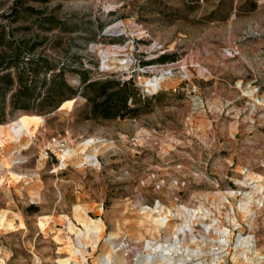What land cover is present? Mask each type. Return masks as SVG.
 I'll use <instances>...</instances> for the list:
<instances>
[{"label": "rangeland", "instance_id": "obj_1", "mask_svg": "<svg viewBox=\"0 0 264 264\" xmlns=\"http://www.w3.org/2000/svg\"><path fill=\"white\" fill-rule=\"evenodd\" d=\"M34 59L70 91L28 72L35 101L13 108ZM4 73L0 264H166L146 244L172 243L183 209L172 264H264V0H0ZM83 77L147 104L104 119Z\"/></svg>", "mask_w": 264, "mask_h": 264}, {"label": "trees", "instance_id": "obj_2", "mask_svg": "<svg viewBox=\"0 0 264 264\" xmlns=\"http://www.w3.org/2000/svg\"><path fill=\"white\" fill-rule=\"evenodd\" d=\"M47 1V0H45ZM45 24L52 27H58L59 24L53 19H47L40 23V28H43ZM164 59V58H163ZM38 59H34L30 64V67L17 71L14 77L17 78L18 89L15 95H18L20 101H11L12 107L16 109H23L24 111L31 109V103L35 101L34 88L32 82L28 81L26 73H37L43 71L50 74L49 80H45L48 83L46 91V97L57 98L59 92L63 89L70 91L68 86L62 79L57 82L59 78L54 74V68L52 64L43 61L40 63ZM13 77L9 73L0 75V111L5 110V92L11 86ZM82 92L81 95L87 100L91 106L93 113H98L104 119L126 118V117H138L140 109L147 104V98H143L139 94L138 89L131 81H117V80H104V81H91L86 77L82 78ZM77 93L75 92L74 95ZM101 99V102H96ZM55 103L48 104V109H55ZM39 111H35L36 114L44 113L47 110L40 106ZM57 107V106H56Z\"/></svg>", "mask_w": 264, "mask_h": 264}, {"label": "bare ground", "instance_id": "obj_3", "mask_svg": "<svg viewBox=\"0 0 264 264\" xmlns=\"http://www.w3.org/2000/svg\"><path fill=\"white\" fill-rule=\"evenodd\" d=\"M160 84L159 79H154L152 82L149 83L151 88H155ZM29 124V122H27ZM11 130H13V133L15 136L19 139L23 132H25V126L23 125V122H19L17 124V129H14V127H11ZM183 214L186 217V226L185 228H180L177 230V232L173 235L172 243L168 244H159V243H153V242H147L146 244V250L149 251V256L157 255L160 256V260L163 263L166 264H172L174 260L178 257L183 258L182 260L185 261L186 257L188 256V251H183V246L180 241L179 235L185 234V233H191L192 232V226H191V219L193 217L192 213L183 209ZM167 219H159L158 222L161 226L166 225ZM113 260L110 256V254H105L102 259L97 264H112Z\"/></svg>", "mask_w": 264, "mask_h": 264}]
</instances>
